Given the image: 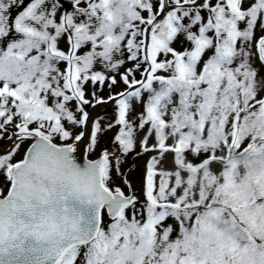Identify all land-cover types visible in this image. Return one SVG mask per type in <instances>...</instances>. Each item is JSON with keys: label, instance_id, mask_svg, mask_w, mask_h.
<instances>
[{"label": "snow or ice", "instance_id": "obj_1", "mask_svg": "<svg viewBox=\"0 0 264 264\" xmlns=\"http://www.w3.org/2000/svg\"><path fill=\"white\" fill-rule=\"evenodd\" d=\"M0 264H264V0H0Z\"/></svg>", "mask_w": 264, "mask_h": 264}]
</instances>
